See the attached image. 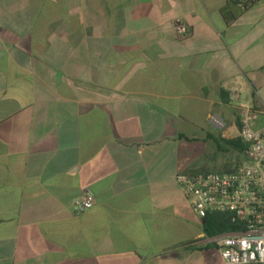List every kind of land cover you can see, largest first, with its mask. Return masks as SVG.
<instances>
[{"label": "crops", "instance_id": "obj_1", "mask_svg": "<svg viewBox=\"0 0 264 264\" xmlns=\"http://www.w3.org/2000/svg\"><path fill=\"white\" fill-rule=\"evenodd\" d=\"M241 102L264 0H0V264H226L176 175L242 162Z\"/></svg>", "mask_w": 264, "mask_h": 264}, {"label": "built area", "instance_id": "obj_2", "mask_svg": "<svg viewBox=\"0 0 264 264\" xmlns=\"http://www.w3.org/2000/svg\"><path fill=\"white\" fill-rule=\"evenodd\" d=\"M174 24L180 36L188 33L181 19ZM232 98L241 101L236 91ZM241 111L237 138L246 143L242 162L224 172H180L176 180L201 219L214 212H228L237 225L235 230L215 236L226 264H264V108L241 102ZM94 202L93 194L86 192L74 201L73 211L80 214Z\"/></svg>", "mask_w": 264, "mask_h": 264}, {"label": "trees", "instance_id": "obj_3", "mask_svg": "<svg viewBox=\"0 0 264 264\" xmlns=\"http://www.w3.org/2000/svg\"><path fill=\"white\" fill-rule=\"evenodd\" d=\"M224 144L237 146L242 151L246 147V143L240 140V138L224 141ZM236 227L237 225L231 221V215L228 212H214L202 219V229L206 235L210 237H214L224 232L233 231Z\"/></svg>", "mask_w": 264, "mask_h": 264}, {"label": "rangeland", "instance_id": "obj_4", "mask_svg": "<svg viewBox=\"0 0 264 264\" xmlns=\"http://www.w3.org/2000/svg\"><path fill=\"white\" fill-rule=\"evenodd\" d=\"M199 220V219H198ZM190 229H193V228H195V227H197V225H195V224H192V223H190ZM198 228H200V226L199 227H197V230H200V229H198ZM206 239H208V237H206ZM212 243H215L214 242V240H212Z\"/></svg>", "mask_w": 264, "mask_h": 264}]
</instances>
